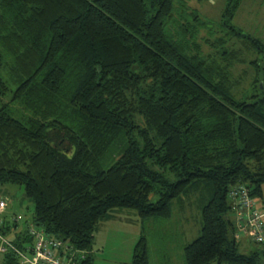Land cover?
I'll return each instance as SVG.
<instances>
[{"label": "trees", "instance_id": "obj_1", "mask_svg": "<svg viewBox=\"0 0 264 264\" xmlns=\"http://www.w3.org/2000/svg\"><path fill=\"white\" fill-rule=\"evenodd\" d=\"M243 1L213 25L186 0H0V183L35 207L23 231L0 215V234L24 250L35 224L70 243V264H96L105 217L167 218L195 194L186 264H262L264 248L239 250L231 194L246 186L264 223V65L245 53L264 42L234 24ZM129 264H151L143 233Z\"/></svg>", "mask_w": 264, "mask_h": 264}, {"label": "rangeland", "instance_id": "obj_2", "mask_svg": "<svg viewBox=\"0 0 264 264\" xmlns=\"http://www.w3.org/2000/svg\"><path fill=\"white\" fill-rule=\"evenodd\" d=\"M190 9H196L202 17L217 25L227 0H186ZM234 24L264 42V0H244L234 18ZM248 59L258 58L264 65V53L245 51ZM243 67L239 66L241 70ZM256 72H254L255 74ZM263 197L257 198L258 205L264 208ZM0 197L7 200L8 206L0 215L9 222H17V231L26 230L32 222L34 202L27 197L24 188L14 183H0ZM157 195L151 196L156 201ZM171 215L167 218L149 217L142 219L135 210L123 209L113 212V216L100 221L95 230L94 248L100 252L96 264H129L133 249L142 233L148 238L149 254L153 264H186L184 246L201 235L203 226L200 195L192 194L184 198H174L170 204ZM229 211L226 218L234 213ZM17 217V221H15ZM239 228V227H238ZM12 237L10 232L6 234ZM239 250L251 254L264 245L251 241L248 233L238 232ZM95 250V251H96ZM58 253V252H57ZM0 253V264H5ZM262 264L264 253L261 252ZM78 264V263H75Z\"/></svg>", "mask_w": 264, "mask_h": 264}, {"label": "built area", "instance_id": "obj_3", "mask_svg": "<svg viewBox=\"0 0 264 264\" xmlns=\"http://www.w3.org/2000/svg\"><path fill=\"white\" fill-rule=\"evenodd\" d=\"M231 194L242 209H239L237 213L239 229L248 232L253 238L263 241L264 223L261 221V215L253 208L255 203L249 196L248 188L238 186L232 190ZM7 206V200L0 197V214L5 211ZM14 220L17 221V217ZM0 222L4 221L0 219ZM29 233L33 242L31 245H27L24 250L18 249L8 238L0 234V253L7 252L9 248L15 250L20 256L21 264H70L67 261V254L71 249L69 242L47 233L35 224L30 225Z\"/></svg>", "mask_w": 264, "mask_h": 264}, {"label": "crops", "instance_id": "obj_4", "mask_svg": "<svg viewBox=\"0 0 264 264\" xmlns=\"http://www.w3.org/2000/svg\"><path fill=\"white\" fill-rule=\"evenodd\" d=\"M112 216H113V213L110 214L109 216L105 217V218H104L105 221H106L107 218L112 217ZM95 239H96V236L94 237V243H95ZM95 250H96V249L94 248L95 257H96V259H97V255H98V253H99L100 251H99V250H96V251H95ZM149 255H150V254H149ZM150 261H151V264H153L151 257H150Z\"/></svg>", "mask_w": 264, "mask_h": 264}]
</instances>
